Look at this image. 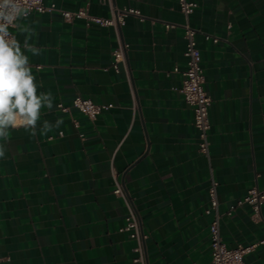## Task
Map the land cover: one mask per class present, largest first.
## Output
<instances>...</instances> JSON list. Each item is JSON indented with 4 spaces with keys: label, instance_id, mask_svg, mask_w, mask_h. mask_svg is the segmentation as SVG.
Masks as SVG:
<instances>
[{
    "label": "crops",
    "instance_id": "obj_1",
    "mask_svg": "<svg viewBox=\"0 0 264 264\" xmlns=\"http://www.w3.org/2000/svg\"><path fill=\"white\" fill-rule=\"evenodd\" d=\"M68 10L110 16L108 0H44ZM134 8L115 29L59 11L32 12L12 27L29 57L41 109L36 134L10 128L0 139V264H134L135 241L121 231L128 208L114 193L119 181L147 234L153 264H209L211 171L219 208L264 189V0H194L189 17L198 45L210 107L209 159L199 150L194 110L176 87L186 66L179 0H111ZM29 28L31 34L22 29ZM204 33L221 37L217 43ZM27 44L38 55L23 48ZM123 41L124 63L112 67ZM76 95L112 104L94 120L76 108L56 109ZM63 123L56 127V121ZM44 121L53 127L41 131ZM77 123V124H76ZM231 247L264 238L249 205L221 219ZM264 264V244L246 255Z\"/></svg>",
    "mask_w": 264,
    "mask_h": 264
},
{
    "label": "built area",
    "instance_id": "obj_2",
    "mask_svg": "<svg viewBox=\"0 0 264 264\" xmlns=\"http://www.w3.org/2000/svg\"><path fill=\"white\" fill-rule=\"evenodd\" d=\"M18 2L21 7L27 10L28 14L32 12L44 13L59 11L64 19L68 21L75 18H84L86 19L87 24L95 22L100 25L114 26L117 30L125 24L126 17L130 14L139 15L142 19L144 18L139 10L125 7L118 8L113 5L111 0H108L111 7V15L107 17L91 14L85 8L77 10L63 9L57 7L54 3L46 4L44 0H18ZM179 4L185 20L181 23L166 22L165 26L166 28H172L179 25L183 28L186 44L184 51L186 66L184 68L175 66L172 71L180 73L183 77L182 84L179 87H176V89L183 94L185 101L193 107V123L198 130L199 150L206 155L211 163L210 107L213 100L205 87L206 79L201 50L197 40V34L200 32V29L193 26L189 21V17L198 6V2L194 0H179ZM11 29L12 27L10 26L9 31L11 35L14 36ZM204 38L206 40H212L215 43L221 40V37L210 33H204ZM126 46L127 44L120 41L118 47L113 51L114 59L112 67L116 71L119 70L120 64L124 63V50ZM111 106L112 104L97 103L89 97L76 95L73 97L69 105H66L61 101L58 102L56 109L62 112H70L72 108H76L89 119L94 120L99 114ZM218 185L219 182L211 171L208 188L209 206L204 210L206 214L211 215L212 217L209 226L211 247V260L209 264H249L246 260V255L254 251L258 245L264 244V238L252 243L238 244L235 247H231L223 239L221 219L224 214L231 215L238 207L243 205H249L251 207L253 217L256 220L262 219L264 189L257 186L250 187L245 195L239 197L235 202L229 205L226 212H221L219 208ZM114 193L124 199L128 208L121 231L127 232L129 237L135 241L134 251L136 254L133 257L134 264H153L148 257L146 247L147 234L143 230L141 219L139 218L129 195L119 181H116Z\"/></svg>",
    "mask_w": 264,
    "mask_h": 264
},
{
    "label": "clouds",
    "instance_id": "obj_3",
    "mask_svg": "<svg viewBox=\"0 0 264 264\" xmlns=\"http://www.w3.org/2000/svg\"><path fill=\"white\" fill-rule=\"evenodd\" d=\"M28 12L18 0H0V139L8 137L10 128L23 127L36 134L41 109H52L53 98L50 92H40L36 78L29 66V57L21 50V44L11 35L9 28L19 25L15 21L26 17ZM31 34L29 28L22 29ZM23 48L38 55L39 50L24 41ZM63 123L56 121V127ZM53 126L44 121L41 131L47 132ZM4 150L0 147V157Z\"/></svg>",
    "mask_w": 264,
    "mask_h": 264
}]
</instances>
